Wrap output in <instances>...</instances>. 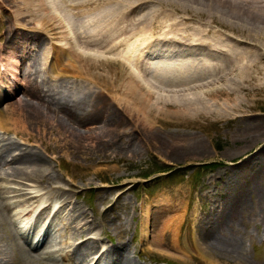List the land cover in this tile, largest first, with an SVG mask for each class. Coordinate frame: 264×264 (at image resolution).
Returning a JSON list of instances; mask_svg holds the SVG:
<instances>
[{
  "label": "bare ground",
  "instance_id": "1",
  "mask_svg": "<svg viewBox=\"0 0 264 264\" xmlns=\"http://www.w3.org/2000/svg\"><path fill=\"white\" fill-rule=\"evenodd\" d=\"M0 8L6 12L0 33V106L18 96L0 107V179L7 183H0V264H64L53 261L57 250L54 238L48 239L52 221L60 216V222L78 221L61 256L67 264H135L121 243L100 249V239L88 235L104 214L90 218L63 190V177L50 163L59 145L81 150L111 133L104 141L111 152L103 155L115 161L137 157L138 144L148 146L152 140L175 152L201 154L197 134L176 142L161 130L191 122L205 121L201 125L206 127L233 120L264 133V118L255 112L264 100V0H0ZM47 62L54 73L50 78L39 69ZM112 65L159 72L163 83L175 76L179 81L172 84L182 88L166 81L169 88L160 92L150 82L143 85L131 68L111 73L98 69ZM127 122L142 130L140 140L119 130ZM246 137L254 142L258 135ZM262 147L248 156L250 161L264 155ZM223 191L213 210L216 220L193 235L196 250V239L206 248H230L224 233L228 222L221 214L234 200L242 204L243 192ZM7 194L16 199L8 201ZM156 197L155 202L163 201L155 205L157 214L172 210L175 199L186 208L179 191ZM13 205L23 206L18 213L23 217L33 213L28 231L46 221L43 232L35 228L29 239L36 240L33 249L28 236L13 226ZM176 219L159 220V233L151 239L159 240L164 232L173 248L182 247ZM149 222L141 221L145 242ZM38 248L42 250L36 252Z\"/></svg>",
  "mask_w": 264,
  "mask_h": 264
},
{
  "label": "rangeland",
  "instance_id": "2",
  "mask_svg": "<svg viewBox=\"0 0 264 264\" xmlns=\"http://www.w3.org/2000/svg\"><path fill=\"white\" fill-rule=\"evenodd\" d=\"M3 16H6V12L0 8V33L3 31L1 25ZM130 68L138 75L143 85L150 82L158 87L155 90L160 89V92L169 88L170 84L166 82L168 77L163 83L161 80L163 75L159 72L147 70L143 73L135 65ZM130 68L120 65L98 67L99 70H107L108 73L127 72ZM39 69L46 78L54 74L50 70L49 62L41 64ZM170 78L172 80L168 82L171 84L173 81H179L178 77L170 76ZM172 85H176L174 88L177 89L182 88L177 84ZM17 97L3 101L1 106L13 102ZM167 109L173 110V106ZM255 112L260 113L257 115L264 118V100ZM201 123L205 121L161 129L162 132L172 135L176 142L189 141L190 134H197L202 139L199 155L175 152L171 146L162 144V141L152 140L148 146L142 147L138 144L140 146L137 149L138 155L133 159L123 157L109 161L103 153L111 152L104 143L110 138L111 133L99 143L84 146L81 150L68 144L67 147L63 145L55 147L57 149L54 154L57 157L50 163L53 172L63 177L61 182L63 190L70 195L72 201H77L88 212L90 218L94 215L97 217L101 212L104 214V219H99L98 216L95 225L91 227L93 230L88 233L89 236L96 235L95 237L100 239V249L111 243H121L130 260L135 264H264V155H260L256 161L253 159L250 161L248 157L261 145L264 147V133L261 134L263 130L248 129L240 124L237 125L233 120L213 122L211 126L206 125L207 128L202 127ZM119 130L129 134L133 132L136 140L144 136L142 130L133 127L130 122L120 125ZM174 133L180 135L175 136ZM248 135H258V138L251 142L246 137ZM121 139L126 141L125 135ZM40 153L45 156L42 151ZM231 166L239 167V170L234 171ZM0 183L7 184L4 179H0ZM225 187L243 192L242 204L234 200V203H230L231 208L225 209L221 214L228 222V225L225 224L224 233L228 236L230 248L227 251L221 248H206L201 244L203 240L196 239L200 247L196 250L193 246L195 244L192 243L193 235L196 233L198 236L201 226L209 220L210 222L216 220L217 215L213 211L215 202L224 196ZM29 190L35 193L33 191L37 188H29ZM177 191L182 194L181 199L186 202V208L183 210L178 203L179 200L175 199L172 210L165 214H157L159 209L155 205L160 202L162 206L163 201L155 202L156 196L160 193L174 196ZM11 195L5 196L10 202L16 199ZM40 203L41 201H38L35 205ZM56 206L57 204H52V209ZM22 208L23 206H12L11 214L15 221L13 226H16L20 233L28 236V246L33 249L36 240L29 242V239L33 232L38 230L35 228L41 230L44 220L39 226L28 231L34 216L33 213L26 217L18 214ZM144 208H148L149 217H144ZM91 209L95 211L92 213ZM230 213L232 216L229 215ZM178 217V238L182 247L173 248L164 232V235L161 232L158 236L159 240L151 239V235L159 233V220L171 222ZM60 218L52 221L48 229V239L54 238L53 248L57 250L53 255V261L67 264L69 260L61 256L68 249L66 247L68 233L78 221L72 223L67 218L60 222L64 217ZM145 219L151 222L147 231V242L140 238L141 221ZM223 243L225 244L221 241L220 245ZM41 250L38 248L36 252Z\"/></svg>",
  "mask_w": 264,
  "mask_h": 264
}]
</instances>
